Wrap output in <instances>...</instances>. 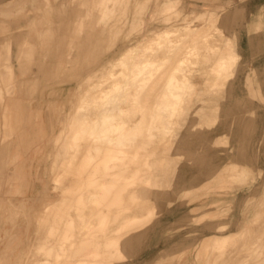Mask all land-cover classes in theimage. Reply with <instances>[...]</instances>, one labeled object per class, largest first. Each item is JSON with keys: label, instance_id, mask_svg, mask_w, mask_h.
Listing matches in <instances>:
<instances>
[{"label": "rangeland", "instance_id": "obj_1", "mask_svg": "<svg viewBox=\"0 0 264 264\" xmlns=\"http://www.w3.org/2000/svg\"><path fill=\"white\" fill-rule=\"evenodd\" d=\"M234 1L0 0V186L20 180L9 176L12 137L31 132L45 139L35 154L37 196L22 208L4 209L11 223L0 244V264L46 258L50 264H264V129L249 126L264 114L247 109L264 104V97L248 96L260 82L244 89L251 68L234 29L244 12L235 9L238 15L229 16ZM256 15L255 22H246L249 30L264 26L263 15ZM166 27L175 31L172 42L155 43L154 31ZM131 46L135 62L141 54L168 59L162 76L184 58L202 102L191 105L183 125L173 119L176 137L158 128L153 136L127 141L117 158L99 153L94 161L64 164L60 152L69 139L57 137L79 91L88 87L87 76ZM192 46L198 56L187 54ZM228 55L241 62L236 73L220 76L235 77L219 79L210 90L203 80L212 81V68ZM127 71L121 64L113 69L119 78ZM156 90L142 92L135 105L123 104L134 120L141 118V105L149 116ZM39 111L45 113L41 129L28 124ZM45 191L53 201L38 208Z\"/></svg>", "mask_w": 264, "mask_h": 264}, {"label": "bare ground", "instance_id": "obj_2", "mask_svg": "<svg viewBox=\"0 0 264 264\" xmlns=\"http://www.w3.org/2000/svg\"><path fill=\"white\" fill-rule=\"evenodd\" d=\"M216 2H218V0H216ZM215 10L214 8L212 9V11ZM241 11H243V9H241ZM237 15L238 12L232 10L229 16L232 19ZM178 26L180 29H189L191 25L180 24ZM160 28L154 31L155 37L153 41L157 44L161 42H172L173 39L171 36L175 31L168 27ZM141 39L138 41L140 42ZM159 48L160 47H158V49ZM158 49L153 50L152 54L157 53ZM169 49L172 50V47H169ZM197 49L198 46H192L189 47L186 52L189 56H198ZM143 56L144 54H141L139 56V61L135 62V46H131L124 54L120 51L114 59L108 61L107 65H103L99 69H96L93 75L87 76L88 87L86 89L83 88L84 90L80 89L84 92L82 93L79 91V97L77 98V103L74 106L73 112L71 111L72 113L70 114L69 121H66L65 127L61 128L59 136L57 137L60 141H62V138L69 139L68 143L65 141L67 143V147H64L65 150L60 152L61 156L65 159L62 161L64 164L67 165L73 158L77 159V161L83 158H89V161H94L99 153H104V158L106 159L112 157L117 158L120 154L125 152L124 147L127 141L132 143L142 134L153 136L155 129L158 128L167 129L166 132L169 131L172 137L178 135V133L173 130L174 126H172V121L176 119L175 124L177 126L183 125L182 122H185L187 120V115L191 113V105L196 102H202L203 97L199 82L194 81L191 76H186V69L184 67L185 60L182 57L177 61L174 70L169 75L162 76L164 64L168 62V59H143ZM228 57L229 55L222 57L218 65L212 68L215 73L212 81H209L207 77L203 80V83H205L210 90H215L217 88L219 79L227 80L228 78V80H231L235 77L220 76L227 73L230 69L236 73L237 66L241 62L232 61V58ZM119 64L128 67V71L125 72L121 78L116 76V73H113L114 67ZM247 70L249 69L247 68ZM256 72H259V70H256ZM177 73H181L182 76H176ZM244 75L246 83L244 85L245 88H243L248 92V88L251 89L250 87H252L251 83H254V85L258 84V82H252L253 78L256 80L257 77L251 73ZM154 86L157 88V100L154 102L149 116L146 117L145 106L141 105V118L134 120L133 114L129 113L123 104L131 102L135 105L140 94ZM132 89H134V93L132 98H130ZM1 94L2 93H0V95ZM200 109V107L197 108L196 115L202 119L203 115ZM125 115H128L129 118H125ZM67 125L69 126L66 127ZM60 153H58V155H60ZM106 175L114 178L118 177V174L114 172L107 173ZM145 181H151V178L146 177ZM46 192L48 191H45V195L41 197V205H38V208H46V206L53 201L51 200V195L46 194ZM136 218L138 217L134 216L127 220ZM130 242L131 241H128L127 243L126 240V245ZM33 264H50V262L49 259L46 258L44 260H35ZM213 264L215 263L213 262Z\"/></svg>", "mask_w": 264, "mask_h": 264}, {"label": "crops", "instance_id": "obj_3", "mask_svg": "<svg viewBox=\"0 0 264 264\" xmlns=\"http://www.w3.org/2000/svg\"><path fill=\"white\" fill-rule=\"evenodd\" d=\"M250 1H234L237 3V6L232 7L233 10L238 9L239 11L243 9L244 12V16L241 15L242 19L236 22V27L234 26V29L240 34L238 49H240L239 52L241 54V57H248V69L251 68V74L257 77L256 81L258 83L260 82L258 87L259 91L255 93L253 91L254 89H252L249 92L248 96L254 94L256 96L264 97V26L260 30L255 31L254 29L249 30V25L248 23H246L247 20H250L251 22L254 20L253 22H255V20L259 17L256 14L260 13L261 15H263L262 19H264V0ZM256 70H262L261 74L257 75ZM248 108L253 109V111H255L256 113L264 114L263 103H253L252 105L249 104V106H247V109ZM35 113L36 112H33L32 116H29L30 118L28 119V124L30 126H33L35 125V123H38L39 129H41V127H43L42 125L45 124V113L39 111L38 118H36ZM249 126L253 128L261 127L264 129V118L261 121L257 120L256 124ZM27 135L28 136L23 139L13 136L8 148V159L10 158L13 162L11 164L12 166L10 165L9 167L10 172L13 174H10L8 172L9 176H19L20 180L16 182L12 181L13 185L11 186H0V244L5 243L7 238L4 230L7 228L6 225H9L11 223L10 218L7 217L4 209L9 207V205L15 207V209L22 208L24 204L28 203L37 196L38 190L40 189L39 182L34 177V163L35 154L41 153V151L43 150L42 146L45 144V139L43 138V136H41V133L40 135H38V137L31 132ZM36 145L38 146L35 147ZM1 148L2 147L0 146V152ZM3 172V177L6 178L8 176L7 168H5ZM18 190L19 192H17Z\"/></svg>", "mask_w": 264, "mask_h": 264}]
</instances>
